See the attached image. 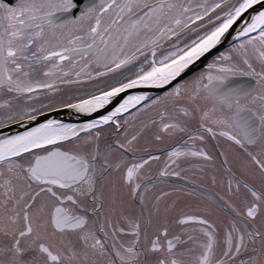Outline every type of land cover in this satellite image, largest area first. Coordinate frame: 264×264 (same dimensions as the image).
<instances>
[{
	"label": "snow or ice",
	"instance_id": "6c2138e0",
	"mask_svg": "<svg viewBox=\"0 0 264 264\" xmlns=\"http://www.w3.org/2000/svg\"><path fill=\"white\" fill-rule=\"evenodd\" d=\"M110 73L94 94L71 87ZM136 85L162 92L85 123L44 115ZM13 124L0 264H264V0H0V129Z\"/></svg>",
	"mask_w": 264,
	"mask_h": 264
},
{
	"label": "water",
	"instance_id": "95a60500",
	"mask_svg": "<svg viewBox=\"0 0 264 264\" xmlns=\"http://www.w3.org/2000/svg\"><path fill=\"white\" fill-rule=\"evenodd\" d=\"M245 19H247V16H245ZM241 23L242 21H239V20L236 23H234L232 28L229 29V32L225 34V37L222 39L220 44L216 45V47L211 49L208 53H206L205 56L195 61L194 64L191 65L189 69L186 70L188 75L202 68L211 57L218 54V51H222L225 48L229 47L230 44L233 42L235 31L239 30ZM160 90L161 88L157 91L159 92ZM134 94H137V93H134ZM134 94H131V95H134ZM128 95L130 94L129 93H119L118 96L114 98L108 105H105V107L100 108V109H95L94 111H91V112H81L76 108H62L59 110L44 113V115H46L48 118H55V119L63 120L65 123H82L89 119L97 118L100 115L107 114L109 111H111V108L115 104L121 102ZM38 119H41V118L38 117ZM24 130L26 129L23 125L17 126L16 124H13L9 126L8 128L0 129V132H3V134H15L16 132L24 131Z\"/></svg>",
	"mask_w": 264,
	"mask_h": 264
},
{
	"label": "flooded vegetation",
	"instance_id": "af4514ba",
	"mask_svg": "<svg viewBox=\"0 0 264 264\" xmlns=\"http://www.w3.org/2000/svg\"><path fill=\"white\" fill-rule=\"evenodd\" d=\"M185 3H190L192 5H195V4H206V5H210L214 2V0H184ZM198 11H201V9H197L195 7L192 8V12H198ZM215 11H219L218 9L215 10ZM211 15V13H210ZM205 20H207V17H205ZM197 24L200 23V21H196ZM207 27H211V25H206ZM199 31H203V29H200ZM197 35V33H191L190 34V38H194L195 36ZM175 39V38H173ZM170 41H165L162 45H160L156 55H157V58H159L161 56V54H167V51H168V48H167V45ZM150 55V53H147L145 52L142 56L138 57V61L139 60H143L144 56H148ZM215 57V56H214ZM211 58L208 62H210L212 59ZM207 66V64H206ZM203 67L197 71H202L204 68ZM99 70V69H98ZM123 71V70H122ZM196 71V72H197ZM195 73V72H194ZM192 73V74H194ZM191 74V75H192ZM114 74H106V75H103L101 77H98V78H94V81H82L79 85H73L71 86L74 90H77L78 93H93L94 94V89H93V83L95 82V86L96 87H103L104 86V83H110L112 81V78H113ZM146 86V88H139V89H129L127 91V93H129L130 95L131 94H134V93H139V92H142V91H145V92H149L150 94H161L162 92V89L158 92L157 90L160 89L159 86H153V85H144ZM164 89H167V85L163 86ZM157 91V92H155ZM81 98H86L84 96H81ZM136 107H139V105H137ZM58 109H62V108H53L51 111H54V110H58ZM50 111V112H51ZM129 111H133V109H129ZM48 113V112H46ZM222 142L224 143H228V141H226V138H221ZM190 161L191 162H195V158H190ZM188 171H198L197 169H187ZM172 179H175V178H172Z\"/></svg>",
	"mask_w": 264,
	"mask_h": 264
},
{
	"label": "bare ground",
	"instance_id": "6f19581e",
	"mask_svg": "<svg viewBox=\"0 0 264 264\" xmlns=\"http://www.w3.org/2000/svg\"><path fill=\"white\" fill-rule=\"evenodd\" d=\"M139 88H146V86H144V85H136V86H134L133 88H131V89H139ZM129 89H126L124 92H122V93H127V91H128ZM123 101V100H122ZM121 101V102H122ZM120 103V102H119ZM118 105V103L117 104H115L112 108H111V110L115 107V106H117ZM99 117H97V118H93V119H98ZM90 120V119H89ZM88 121V120H87ZM87 121H84V122H82V123H85V122H87Z\"/></svg>",
	"mask_w": 264,
	"mask_h": 264
}]
</instances>
